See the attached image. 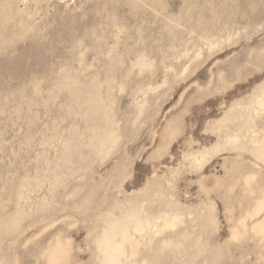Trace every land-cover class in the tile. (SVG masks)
Wrapping results in <instances>:
<instances>
[{
  "label": "rangeland",
  "instance_id": "1",
  "mask_svg": "<svg viewBox=\"0 0 264 264\" xmlns=\"http://www.w3.org/2000/svg\"><path fill=\"white\" fill-rule=\"evenodd\" d=\"M0 264H264V0H0Z\"/></svg>",
  "mask_w": 264,
  "mask_h": 264
}]
</instances>
